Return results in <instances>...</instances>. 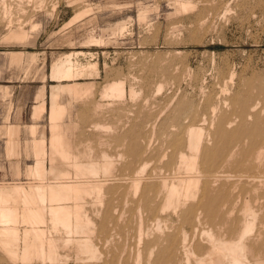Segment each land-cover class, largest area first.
<instances>
[{"label": "bare ground", "instance_id": "1", "mask_svg": "<svg viewBox=\"0 0 264 264\" xmlns=\"http://www.w3.org/2000/svg\"><path fill=\"white\" fill-rule=\"evenodd\" d=\"M232 1L174 0V7L201 19L223 16ZM50 2L0 0V19L7 28L23 25L30 7ZM76 53L54 64L51 79L99 74L96 63L74 60ZM178 64L118 74L100 89L101 116L133 113L129 102L140 116L127 136H118V121L91 124L106 146L99 158L87 143L85 160L70 151L59 132L66 109L55 101L51 137L35 139L36 161L27 169L35 183L0 186V264H264V77L218 69L219 87L208 85L194 98L182 89L189 67ZM88 83H73L75 99L94 88ZM48 148L82 180L65 181L70 170L57 164L48 169Z\"/></svg>", "mask_w": 264, "mask_h": 264}, {"label": "rangeland", "instance_id": "2", "mask_svg": "<svg viewBox=\"0 0 264 264\" xmlns=\"http://www.w3.org/2000/svg\"><path fill=\"white\" fill-rule=\"evenodd\" d=\"M58 2L52 0L51 4H47V7L41 10L30 7L28 9L30 21L19 25L22 27L15 24L7 28L6 21L0 19V87L7 89L4 96H0V182L13 181L14 183V180H17L14 185H20V182L25 186L35 183L36 180L27 175L28 171L26 173L27 166L33 163L32 156L29 155V151L28 153L26 151L31 138L27 128L37 121L38 135L43 129H46V135H49L47 111L39 119L34 120L32 109L37 101L35 97L38 88H41L43 84L47 86L49 95L51 84L54 83L50 79L52 64L65 54L79 52L78 55L76 53L73 56L74 60L81 62L82 65L96 63L97 72L100 71L93 79L83 76L81 79L72 80L94 82V88L89 90L86 96L83 95L84 100L76 99L79 103L68 107L71 113L60 124L59 132L66 141L70 139L69 143L67 142V145L70 144L68 147H72L70 151L82 159H84L83 152L87 144L94 146L95 158H99L101 150L106 148L99 145V132L97 131L96 136V131L91 128L94 122L113 124L118 121L121 126L120 129L118 128L119 137L120 134L121 136L130 135L131 129H136L140 114L137 109L134 111V107L136 108L134 104L129 102L125 106L133 110V113H128L129 116L127 114L113 116L115 119H111V116H101L96 109L95 103L98 101L100 89L118 74L134 71L146 74L149 68L181 63L178 64L179 67H189L188 75L191 76H187L184 80L182 89L185 86L183 90L187 92L186 95L189 94V97L194 98L202 89H209L208 85L214 83L218 86L216 82L222 81V77L217 74L218 69L226 70L234 67L240 73L243 72L241 74L238 72L240 75H250V79L264 77L263 1L234 0L230 3L229 10H226L228 12L224 11L223 16L218 17V14L207 12L201 19L196 18L197 15L193 11L183 12L184 14L180 10L178 12V9L174 7V0H79L78 2L77 0H58ZM84 3L91 5L89 7L92 13L89 12L88 5ZM83 6L87 8L83 9ZM80 12L83 13L82 16ZM203 19L205 21H201ZM122 25H125L124 32ZM101 39L103 41H99ZM11 50L23 51L21 62L11 61ZM177 52L181 53L177 54ZM31 54L35 55L32 61ZM217 79L220 80L217 81ZM84 88L87 89V87ZM253 90L257 89L253 88ZM46 101L48 104L49 97ZM123 119L125 121H122ZM128 119L133 123L129 125L126 121ZM5 124L20 126L19 157H8L5 153L7 137L1 129ZM108 137L109 135L106 139ZM54 161L48 148L45 161L48 169L52 164H57L67 171L70 170L71 176L67 177L68 180L65 178V181L78 183L82 180L73 177L71 163ZM11 182L1 183L0 186H6V183L13 185ZM91 203L88 204V208ZM91 205L94 206L93 203Z\"/></svg>", "mask_w": 264, "mask_h": 264}, {"label": "crops", "instance_id": "3", "mask_svg": "<svg viewBox=\"0 0 264 264\" xmlns=\"http://www.w3.org/2000/svg\"><path fill=\"white\" fill-rule=\"evenodd\" d=\"M23 58V51L21 50H11L10 51V59L12 62H21ZM61 58V57H60ZM58 58L55 63L52 64V67H51V74L53 73V68H54V64H56L59 59ZM35 59V55L34 54H31L30 55V60H34ZM52 77H50L51 79ZM54 83L51 84V88H50V93L49 95L47 94V86L45 84H43L41 86V88H38V91H37V94H36V104L33 106V109H32V118L34 120H37L41 117V115L47 111L48 113V121H50V111H51V107L54 106L55 104V101H59L58 103H60V105H64L65 109H66V112L64 115V118L63 119H67L69 117L68 114H70V109L68 107H72V105H75L76 103H79L78 101H76L75 99V94L76 92H74V89L75 91L77 90V84H73V83H76L75 81H72V80H61V81H58V80H55V79H51ZM77 83H81L82 85H86V84H89L88 82H77ZM73 84V85H72ZM72 85V86H71ZM60 86H63L62 88ZM70 86L72 87V89H70ZM76 86V87H75ZM66 87V88H65ZM6 87H0V93L1 95L0 96H4L5 92H6ZM63 90V91H62ZM71 90H72V94H71ZM70 92V93H69ZM57 94V95H56ZM59 94V95H58ZM55 95V96H54ZM59 99H58V97ZM49 97V103L47 104V101L46 99H48ZM56 97V98H54ZM67 97V99H65ZM74 98V100H73ZM55 99V100H54ZM41 103H44L43 106ZM42 106V107H39ZM39 107V108H38ZM37 111H35L36 109ZM68 108V109H67ZM41 109V111H40ZM39 111L40 115L37 113ZM35 112H36V115H35ZM38 114V115H37ZM37 116V117H36ZM17 126V127H16ZM14 129L11 130V128ZM15 127L18 129L15 130ZM10 128V129H9ZM3 131H4V134L6 135L7 139H6V143H5V153L8 157H19L20 156V151H21V143H20V139H19V133L20 132V126L17 125V124H5L3 125V127L1 128ZM28 131L30 133V142L28 144V148H27V153L29 151V155L32 156L33 158V163H35L36 161V154L34 152V147L35 146V139L37 140H41L42 138L44 139H48L51 137V126H50V122H49V125H48V130H49V135H46V129H43L41 131V133L38 135V130H39V125H38V122L37 121H34L33 123H31L29 126H28ZM15 130V131H14ZM12 133L9 135V133ZM16 132L18 134H16ZM11 137V138H10ZM14 137V138H13ZM16 142V143H14ZM20 143V144H19ZM20 146V147H19ZM14 152V153H13ZM32 163V164H33ZM32 164H29L26 168V172L28 171L27 169H29V167H31ZM19 174V172H18ZM14 181H17V180H14ZM4 182H11V181H2L0 183H4Z\"/></svg>", "mask_w": 264, "mask_h": 264}]
</instances>
